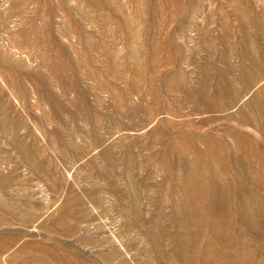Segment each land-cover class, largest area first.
I'll return each instance as SVG.
<instances>
[{
    "label": "rangeland",
    "instance_id": "374dc122",
    "mask_svg": "<svg viewBox=\"0 0 264 264\" xmlns=\"http://www.w3.org/2000/svg\"><path fill=\"white\" fill-rule=\"evenodd\" d=\"M0 264H264V0H0Z\"/></svg>",
    "mask_w": 264,
    "mask_h": 264
}]
</instances>
